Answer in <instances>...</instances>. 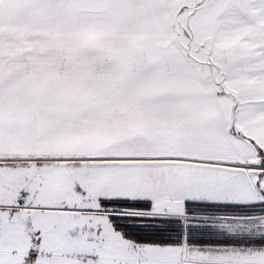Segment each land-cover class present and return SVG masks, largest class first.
<instances>
[{"label": "snow or ice", "instance_id": "obj_1", "mask_svg": "<svg viewBox=\"0 0 264 264\" xmlns=\"http://www.w3.org/2000/svg\"><path fill=\"white\" fill-rule=\"evenodd\" d=\"M0 264H264V0H0Z\"/></svg>", "mask_w": 264, "mask_h": 264}]
</instances>
